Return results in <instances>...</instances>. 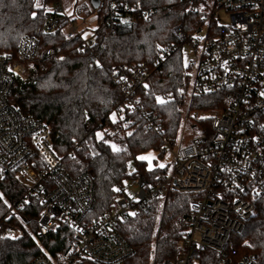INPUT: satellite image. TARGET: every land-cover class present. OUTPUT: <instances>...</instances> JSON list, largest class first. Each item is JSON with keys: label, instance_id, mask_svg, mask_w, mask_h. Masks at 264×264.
Listing matches in <instances>:
<instances>
[{"label": "built area", "instance_id": "obj_1", "mask_svg": "<svg viewBox=\"0 0 264 264\" xmlns=\"http://www.w3.org/2000/svg\"><path fill=\"white\" fill-rule=\"evenodd\" d=\"M129 1L113 2L105 22L134 24L149 20L156 12L136 9ZM209 2H213V11L207 9ZM191 9L202 12L200 25L189 32L174 26L175 41L160 46L151 64H124L111 75L123 96L120 118L140 114L146 129L163 138L158 153L171 157L172 162L157 172L149 171L146 177L136 176L137 169L131 166L128 177L114 188L118 197L111 208L94 218L93 175H72L65 157L53 146L51 128L24 115L10 101L16 83L27 82L36 67L38 39L25 35L16 51L0 54V172L26 190L23 201L9 205L0 220V237L20 236L12 220L36 199L40 215L32 239L39 254L29 264H125L134 251L118 230L120 221L145 211L170 192L192 196L190 227L183 249L163 264H197L204 249L220 255V264H254L253 256H239L227 246L231 235L241 233L258 207H264V0H199ZM74 10L68 12L64 0H58L46 10L44 33L52 34L63 20H71ZM100 10L92 13L97 23ZM221 10L229 17L226 26L217 23ZM74 21L66 27V36L82 37L92 47L95 31L86 39ZM179 48L193 81L190 93L216 95L225 103L211 112L191 114L198 121L209 120L211 126L203 128L195 122L193 127L198 126L200 134L186 138L185 144L182 124L176 135L168 133L158 113L145 109L142 93L150 87L151 68L166 62ZM157 98L165 103H158ZM154 101L168 105L176 96L158 92ZM59 231L64 246L53 256L44 238Z\"/></svg>", "mask_w": 264, "mask_h": 264}, {"label": "trees", "instance_id": "obj_2", "mask_svg": "<svg viewBox=\"0 0 264 264\" xmlns=\"http://www.w3.org/2000/svg\"><path fill=\"white\" fill-rule=\"evenodd\" d=\"M116 1L120 0H101L95 44L88 47L82 37L69 39L65 29L76 17L94 12L89 1L76 6L72 19L63 20L54 33L45 34L46 10L58 0H0V54L16 51L25 35L39 41L36 67L27 82L16 83L10 101L24 115L51 128L53 146L65 157L72 175H93V218L111 208L118 197L114 188L128 177L131 166L137 169L136 176L149 174L147 162L139 158L163 144L160 135L146 129L140 114L120 118L124 102L112 81L113 71L132 62L151 64L160 46L175 41L171 33L174 26L192 31L200 25L202 16V12L191 9L199 0H130L136 9L156 12L149 20L134 24L106 23ZM151 71L150 87L142 91L145 109L158 113L162 126L172 135L177 134L182 121L190 119L192 112H211L225 104L216 95L196 97L190 93L191 78L182 48ZM168 91L175 94L176 101L157 105L154 95ZM198 124L203 128L211 126L209 120ZM111 143L119 150L115 151ZM25 194L26 190L12 177L0 172V220L9 205L22 202ZM191 201L189 194L170 192L163 200L153 201L145 211L123 218L118 230L134 251L125 264H163L175 259L190 227ZM39 215L40 205L32 199L12 220L21 233L16 239L0 237V264H29L39 254L32 239ZM44 243L53 256H58L64 246L61 231L45 237ZM227 247L237 250L239 256H253L254 264H264V207H258L241 233L231 235ZM197 264H220V255L204 249Z\"/></svg>", "mask_w": 264, "mask_h": 264}, {"label": "rangeland", "instance_id": "obj_3", "mask_svg": "<svg viewBox=\"0 0 264 264\" xmlns=\"http://www.w3.org/2000/svg\"><path fill=\"white\" fill-rule=\"evenodd\" d=\"M88 1L90 2V0H64V8H65V10H67L68 12L71 13L76 6L82 4L83 2H88ZM51 7L52 6L48 7L47 9H49ZM207 7H208L207 8L208 11H213V9H214L213 8V2L207 3ZM74 23L79 28V30L81 31L84 38L90 39L94 36V31L97 27V19H96L95 14H91L89 16L84 15V14L80 15V16L75 18ZM217 23L219 26L228 25L229 17L224 10H221L219 12ZM192 83H193V81H192ZM192 83H191V85H192ZM192 113H195V112H192ZM199 113L201 114V112H199ZM197 117L198 116L192 117V115H191L190 119L185 118L182 121V128H181V134H182V139H183L182 144L186 143V138L200 134L198 126L193 127L195 122L199 123V121L197 120ZM100 137L102 138V134L100 135ZM111 145H112V147L115 146L112 143H111ZM115 148L118 149L117 146H115ZM141 157L147 158V159H141V160L147 162V169L149 171H155V172H157V170H159V169H163V168L168 167V165H170L172 162L171 157H168L166 155H160L157 150H152L150 152H147L144 155H142ZM160 165H163V167H161Z\"/></svg>", "mask_w": 264, "mask_h": 264}, {"label": "water", "instance_id": "obj_4", "mask_svg": "<svg viewBox=\"0 0 264 264\" xmlns=\"http://www.w3.org/2000/svg\"><path fill=\"white\" fill-rule=\"evenodd\" d=\"M90 5L94 10H98L101 7V0H90Z\"/></svg>", "mask_w": 264, "mask_h": 264}, {"label": "snow or ice", "instance_id": "obj_5", "mask_svg": "<svg viewBox=\"0 0 264 264\" xmlns=\"http://www.w3.org/2000/svg\"><path fill=\"white\" fill-rule=\"evenodd\" d=\"M36 6L37 7H40L39 3H37ZM262 95H264V93H262ZM157 100H158V103H161V104L165 103V101L162 98H157ZM98 135H100V134H98ZM113 149L115 151H118L119 150V149H116L115 146H113ZM139 159H147V158L146 157H140ZM160 166L163 167V165H160ZM117 191H118V189H117Z\"/></svg>", "mask_w": 264, "mask_h": 264}]
</instances>
